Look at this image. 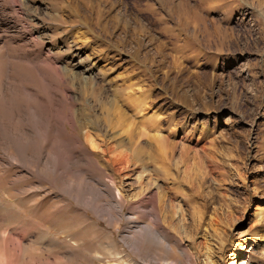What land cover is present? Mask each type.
I'll return each mask as SVG.
<instances>
[{
  "label": "rangeland",
  "instance_id": "374dc122",
  "mask_svg": "<svg viewBox=\"0 0 264 264\" xmlns=\"http://www.w3.org/2000/svg\"><path fill=\"white\" fill-rule=\"evenodd\" d=\"M0 264H264V0H0Z\"/></svg>",
  "mask_w": 264,
  "mask_h": 264
},
{
  "label": "bare ground",
  "instance_id": "6f19581e",
  "mask_svg": "<svg viewBox=\"0 0 264 264\" xmlns=\"http://www.w3.org/2000/svg\"><path fill=\"white\" fill-rule=\"evenodd\" d=\"M176 7L178 6L179 7V9L177 10L178 12H179V15H180V19L182 20V24H184L183 26H185V27H187V25H189V16H188V14L186 13V10H188L187 9V4H185L183 1L181 2L180 1V3H179V5H175ZM182 7H185L186 8V10H183L182 9ZM173 10H174V8H173ZM177 12V13H178ZM181 12V13H180ZM182 16V17H181ZM196 17V16H195ZM201 18V17H200ZM191 19V18H190ZM192 23V22H191ZM194 24V23H193ZM124 25V24H123ZM125 26V25H124ZM196 27V26H195ZM187 32H189V31H187ZM192 32V31H191ZM191 32H190V35H191ZM205 33V32H204ZM187 35V34H186ZM189 35V36H190ZM192 35H193V32H192ZM188 37V36H187ZM192 37V36H191ZM184 49V48H183ZM88 142H89V144H90V146H92L93 148H95L96 147V142H95V140L93 139V137H89L88 138ZM185 174V173H184ZM185 175H187V173L185 174ZM245 175H246V172H244L243 173V175H241V177H239L241 180H242V183H243V181H244V179H245ZM185 177V176H184ZM184 177H182V178H184ZM186 179V178H185ZM187 180V179H186ZM191 180V179H190ZM189 181V180H188ZM189 184V183H188ZM201 186V185H200ZM159 197V196H158ZM161 198V197H160Z\"/></svg>",
  "mask_w": 264,
  "mask_h": 264
}]
</instances>
